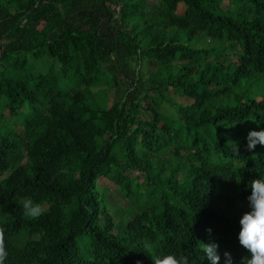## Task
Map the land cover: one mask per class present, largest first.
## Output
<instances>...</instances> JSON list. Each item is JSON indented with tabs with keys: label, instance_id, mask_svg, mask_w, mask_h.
<instances>
[{
	"label": "trees",
	"instance_id": "1",
	"mask_svg": "<svg viewBox=\"0 0 264 264\" xmlns=\"http://www.w3.org/2000/svg\"><path fill=\"white\" fill-rule=\"evenodd\" d=\"M20 115L0 125L5 264H209L206 228L240 264L264 146L233 127L264 128V0H0V121Z\"/></svg>",
	"mask_w": 264,
	"mask_h": 264
},
{
	"label": "clouds",
	"instance_id": "2",
	"mask_svg": "<svg viewBox=\"0 0 264 264\" xmlns=\"http://www.w3.org/2000/svg\"><path fill=\"white\" fill-rule=\"evenodd\" d=\"M244 139L246 140L245 150L254 152L257 145L264 146V128H251L247 131ZM239 152V145L236 148ZM67 168H61L59 175H66ZM251 194L246 197L250 211H245L240 219V230L238 233L239 244L249 255L240 258V264H264V175L253 178L248 182ZM23 216L32 220L44 215L47 208L45 203L36 202L31 197H23L19 200ZM206 233L210 238L209 243L201 241V250L209 261V264H219V244L211 239L212 229L206 228ZM4 228L0 227V264H5L8 258V251L5 245ZM145 252L150 253L151 246L145 244ZM152 264H189L188 256L181 253L163 254L159 256L150 255ZM137 264H141L137 261ZM224 264H233V257L230 252H224Z\"/></svg>",
	"mask_w": 264,
	"mask_h": 264
},
{
	"label": "rangeland",
	"instance_id": "3",
	"mask_svg": "<svg viewBox=\"0 0 264 264\" xmlns=\"http://www.w3.org/2000/svg\"><path fill=\"white\" fill-rule=\"evenodd\" d=\"M205 42H204L205 45H207L209 43H213L210 40L205 41ZM252 86H253L254 90H256L257 86H259V84H257V85L253 84ZM21 121H22V116L20 115L19 117H14L11 119H4L3 121H0V125H1V127H3V130L5 132H7V131H12L14 129V126H17ZM233 128H236L234 131L236 134H238V138L244 139L247 131L251 128H255V126L252 124V122H250V120H248V121L244 122L243 124L235 126ZM166 158H169V156L167 155ZM222 162H225V160H222ZM134 176L136 177V175H134ZM106 190H107V192H106ZM98 191H99V194L102 196V199H104L106 201L108 199L110 206L108 205V202L106 204H107L108 208L110 209L111 214L114 216V220L116 217L120 220L121 218L126 216L127 212L125 213L124 211L127 209L125 207L128 205V202H127V200L123 199L118 194V192L116 191V189L114 187H112L108 182H103L100 187L98 185ZM240 206L243 207L244 209H249L247 199L243 200L240 203ZM121 207H123V208H121ZM5 217H6V215L0 212V222H2ZM20 237H21L20 239H23L25 236H24V234H21Z\"/></svg>",
	"mask_w": 264,
	"mask_h": 264
}]
</instances>
